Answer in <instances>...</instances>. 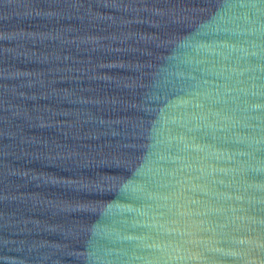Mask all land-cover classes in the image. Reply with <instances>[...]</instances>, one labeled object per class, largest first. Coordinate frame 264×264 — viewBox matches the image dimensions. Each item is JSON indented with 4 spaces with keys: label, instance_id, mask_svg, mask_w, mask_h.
<instances>
[{
    "label": "water",
    "instance_id": "95a60500",
    "mask_svg": "<svg viewBox=\"0 0 264 264\" xmlns=\"http://www.w3.org/2000/svg\"><path fill=\"white\" fill-rule=\"evenodd\" d=\"M0 264H264V0H0Z\"/></svg>",
    "mask_w": 264,
    "mask_h": 264
}]
</instances>
